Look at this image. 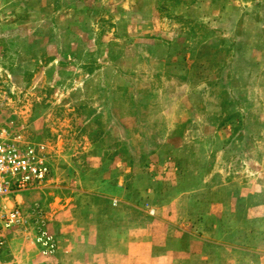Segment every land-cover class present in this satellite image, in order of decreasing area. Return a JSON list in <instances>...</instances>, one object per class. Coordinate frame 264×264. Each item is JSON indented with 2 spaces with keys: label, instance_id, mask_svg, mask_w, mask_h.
Listing matches in <instances>:
<instances>
[{
  "label": "rangeland",
  "instance_id": "obj_1",
  "mask_svg": "<svg viewBox=\"0 0 264 264\" xmlns=\"http://www.w3.org/2000/svg\"><path fill=\"white\" fill-rule=\"evenodd\" d=\"M0 140L10 264H264V0H0Z\"/></svg>",
  "mask_w": 264,
  "mask_h": 264
},
{
  "label": "built area",
  "instance_id": "obj_2",
  "mask_svg": "<svg viewBox=\"0 0 264 264\" xmlns=\"http://www.w3.org/2000/svg\"><path fill=\"white\" fill-rule=\"evenodd\" d=\"M51 175L48 153L43 144H27L0 140V264L4 259L6 237L9 231L26 222L19 197L47 183ZM12 199L15 205L5 210L3 202ZM37 242L45 255L55 250L54 237L43 232Z\"/></svg>",
  "mask_w": 264,
  "mask_h": 264
},
{
  "label": "crops",
  "instance_id": "obj_3",
  "mask_svg": "<svg viewBox=\"0 0 264 264\" xmlns=\"http://www.w3.org/2000/svg\"><path fill=\"white\" fill-rule=\"evenodd\" d=\"M262 240H263L262 238L257 239L256 244H255V246H257V250L255 251V253L264 254V240L263 241Z\"/></svg>",
  "mask_w": 264,
  "mask_h": 264
}]
</instances>
